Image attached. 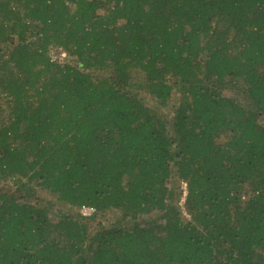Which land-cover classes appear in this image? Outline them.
<instances>
[{
  "label": "trees",
  "instance_id": "obj_1",
  "mask_svg": "<svg viewBox=\"0 0 264 264\" xmlns=\"http://www.w3.org/2000/svg\"><path fill=\"white\" fill-rule=\"evenodd\" d=\"M0 264H264V0H0Z\"/></svg>",
  "mask_w": 264,
  "mask_h": 264
},
{
  "label": "built area",
  "instance_id": "obj_2",
  "mask_svg": "<svg viewBox=\"0 0 264 264\" xmlns=\"http://www.w3.org/2000/svg\"><path fill=\"white\" fill-rule=\"evenodd\" d=\"M51 56H52V60L58 58L59 62H63V59L65 58L66 54L63 51H60V54L57 55L56 52L52 51ZM95 211H96L95 208L91 205L84 204L80 207V213L85 216L91 215L95 213Z\"/></svg>",
  "mask_w": 264,
  "mask_h": 264
},
{
  "label": "rangeland",
  "instance_id": "obj_3",
  "mask_svg": "<svg viewBox=\"0 0 264 264\" xmlns=\"http://www.w3.org/2000/svg\"><path fill=\"white\" fill-rule=\"evenodd\" d=\"M41 196L46 197V195H45V191H42V192H41Z\"/></svg>",
  "mask_w": 264,
  "mask_h": 264
}]
</instances>
